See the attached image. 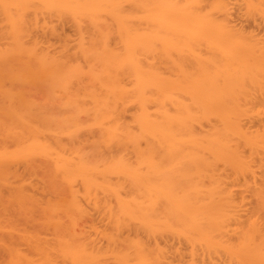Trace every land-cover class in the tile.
I'll return each mask as SVG.
<instances>
[{
  "label": "bare ground",
  "instance_id": "1",
  "mask_svg": "<svg viewBox=\"0 0 264 264\" xmlns=\"http://www.w3.org/2000/svg\"><path fill=\"white\" fill-rule=\"evenodd\" d=\"M206 1L0 0V11H2L0 14H3L5 20L1 19L4 22L6 21L4 25L7 26H3L7 28L6 31L4 28L1 31V33L6 32L4 36L2 35L3 37L1 36V39H4L3 41L7 43L0 44L5 45L0 46V187L10 185V181L13 179L11 177L14 176L13 167L15 163H22L32 175L43 173L45 183L57 193V199L50 202L46 208L41 209L39 206L42 204L29 195L27 186L21 183L11 187L10 194L7 197L0 194V209L4 208L3 210L6 211L5 207H7L8 210L5 215H14L16 219L17 217L24 218L25 215H31L29 218L26 217V219H31L33 218L31 211L39 207L44 212L42 214L54 220L55 215H58L59 217H57L60 220L68 217L71 225V229L66 234L58 236L60 239L57 241L56 238V242L53 240L54 244H51L49 243L50 240L47 241L26 232L25 234L24 232L16 233L15 237V232L12 231L14 226L9 224V222L12 223L11 216H5V218L8 217L5 220L7 225L10 226H6L4 222V226L0 224V240L8 244V241L14 239L23 242L25 247L27 246L26 250L23 249L24 251L18 249V247L13 251L14 264H59L61 261L58 259L61 260L62 257V264H66L63 261L66 256L69 262V257L72 259L73 262L71 263L73 264H89L90 261L100 258L104 253L102 251L107 250H102L103 248L97 250L98 246L93 244L94 241H90L83 233H79L75 227L82 217H85L83 201L80 199L76 185L82 184L85 197H89L96 188L103 187L101 182L102 187L100 186L96 174L93 173L96 172L94 171L96 162H92L76 149H72L69 154L62 139L64 136H69L73 140L83 129L90 128L92 130V127H95V130L98 131L99 143L94 146L96 152L106 150V148L102 150V147L115 148L112 146H117L119 147L118 150L126 152L128 147H131L138 155L165 153L168 154L167 156L170 154H182V156L183 154H192L193 157V154H202L201 157H203L204 154L207 162L208 156L205 154H209L217 161L216 164L222 162L221 164L224 166L229 165V168L235 169L233 171L240 174V178L246 180L244 187L246 192L258 201L252 210L253 212H250V214L252 213L250 216L246 215L247 217L243 219L244 216L240 215L241 212L239 213V204L234 199V193H231L233 192L232 189L229 190L231 187H226L227 183L221 186L220 180L214 177L216 179L215 185L220 186L219 188L216 186L217 189L213 185L215 179L211 177L214 179L211 180L212 187L216 189L217 193L222 194L223 197L221 198L224 199L221 200L217 196L218 201L211 195L215 202L214 200H211L213 202L206 200L207 203H204L206 201L203 200V202L201 199L199 201L198 197H196L198 200L196 201L194 199L195 194L192 196L194 200L191 197L187 198L188 194H192L186 192L187 195L183 198L168 201L171 206L168 211H171L169 213L171 218L170 215L169 218L175 220V222L184 223L187 230L184 233H189L190 236L195 235L196 240L209 253L213 251L212 249L217 250V252L225 250V252L221 251L218 256L220 258L223 252L222 258H225L224 256L227 254L226 258L229 257V261H227L228 258H225L226 263L230 262V258H237L239 260L237 262L240 264H264V41H260L254 35H246L244 31L233 26L234 23L229 19L230 0H220L216 4L214 2L210 7L208 6L209 8L205 6ZM246 1H248L250 7H256L254 8L255 11H252L254 13L256 9L258 10L257 7H259V10L261 7L264 8V0ZM249 6L247 5L248 8ZM41 11L47 12V14L44 12V15L52 13L51 16L59 17L60 20L62 18L63 21L67 18L75 20L77 22L76 27L80 29L81 35L86 31H84L85 25L83 27V24H86V27L88 24L87 28L92 34L91 37V34L89 35V40H91H88V43L82 40L80 42L79 40L83 38L84 34L82 38L79 37L80 44L77 48L78 53L73 54H76L75 56H65L64 53L61 54L62 57L51 55V53H48L49 51H46L48 48L41 46L42 49L40 47L39 40L34 37L36 41L31 42L32 39L30 38L31 34H34L32 29L35 26L38 27L37 24L42 22L41 19H38ZM217 13L222 14L220 18V15L216 16ZM64 15H66L65 20ZM261 15L264 14L261 13ZM112 24L116 26L115 28L121 34L123 48H125L122 49L120 43L119 48L122 51L113 48L111 45ZM89 32L86 31V34H89ZM78 33L80 32L78 31ZM28 39H30L29 42H27ZM86 40L87 38L84 41ZM178 43L180 44L178 45ZM181 43H186L187 46L208 44L209 46L213 45L212 47H218L223 51V55H218V58L223 56L222 61L219 63L211 60L212 65L209 66L210 68L202 63L204 67L201 68V65H199L201 70L198 69V73L195 70L197 74L194 75H189L191 73L189 70L190 73L187 74L188 68L182 66L185 67L183 70L187 68L186 71H182L179 75L176 70L179 76L176 75L177 79L173 78L163 69L166 66L165 64L168 63V57H171L169 52L175 50L172 48L173 50L169 51V49L174 45L180 46ZM194 46L193 48H195ZM182 49L183 52L188 48ZM191 50L195 52L196 48ZM175 51H177V48ZM182 56L184 58L183 53ZM194 56H196L195 61H198L196 59L199 55ZM200 57L199 59L202 61L204 57ZM187 59L189 58L187 57ZM169 62L171 63V59ZM206 64H208L207 60ZM126 75L132 77V79L128 78L133 80L131 88L127 84V86L124 85L127 79ZM40 88L52 93L56 98L60 97L61 100L63 98V102H61L62 112H60L58 118L49 117L50 114L48 115L38 108L31 98L33 93L31 91ZM185 95L189 97V101L183 99L186 98ZM132 104L136 106V113H134L133 121H131L135 124L136 131L130 127L131 125L123 123L122 120L125 110ZM171 106L174 109H171ZM85 116L88 118L86 119ZM204 123H210L211 127L207 131L200 132L196 128V124L202 126ZM49 134H53L52 136L55 134V136L49 138ZM182 156L180 155V157ZM186 157L183 159L186 160ZM186 161L189 162L190 160ZM193 161L196 162V165V159ZM193 161L190 163L194 164ZM211 161L210 158V163ZM149 162L151 161L149 160ZM120 163L123 165L122 162ZM215 163H211L214 167L211 164L209 166L211 170L214 168L211 172L216 170ZM152 165H154L152 168H155V164ZM190 169L194 168L191 166ZM199 172L197 173L199 174ZM213 174L215 173L213 172ZM239 176L237 175V177ZM132 179V183L137 187L143 184L135 174ZM169 182H166V184ZM178 182L180 184V181ZM216 182H219V184ZM107 184L109 183L104 185ZM182 185L184 187V183ZM148 186L154 189L152 185ZM202 187L205 186L202 185ZM225 187L227 192L230 191L228 196H224L226 193ZM197 188L199 187L197 186ZM104 189L106 190V188ZM109 189L107 188V190ZM167 191L168 189L165 190V192ZM226 197L231 198L225 200ZM117 198L119 199V197ZM205 198L207 199V195ZM118 201V218L117 213L113 212V214H116L115 219L118 220L116 222H119V225L121 224L119 228L128 223L126 218L131 219L128 221L138 220V218L142 222L146 221L147 223L143 224L145 228L146 225L150 224L148 222L158 223V225L154 224V228L159 226L158 219L154 218L159 214L158 211L155 216V210H158L155 207L159 206H157V202L150 200V202L148 201L150 204H148L147 200L143 202L137 198L128 201L119 199ZM10 209H12L11 212ZM12 211H15L16 214H12L14 213ZM19 214L23 216H18ZM61 215L65 217H61ZM238 218L240 221L242 218V221L239 222ZM18 220L21 221V219H17L16 222ZM60 220L58 221L60 222ZM138 222L140 223V220ZM171 222L174 221L171 220ZM236 223H240L239 226ZM141 225L142 223L140 227ZM231 225H234L233 228L236 226L238 228L236 227V230L229 229ZM116 227L118 228V226ZM127 227L125 228L127 229ZM5 228L10 230L5 231ZM154 228L152 225L147 227L149 232L151 230V235ZM157 228L154 230L161 229V227ZM133 229H131L132 232ZM147 229L143 232H147ZM115 230L117 232V229ZM231 230L235 231L231 232ZM229 232L233 235H229ZM135 233L137 235L138 230ZM154 233L153 236L155 237L158 232ZM146 234L148 235V233ZM188 236L186 239H188ZM125 239L128 240L129 238H125L124 235L123 241L127 244ZM189 239V244L190 242L192 244L193 239H191L192 241ZM120 242L117 244L121 245ZM141 242L143 243V241ZM150 242H145L146 244L144 243L143 246H147L148 243V246L149 244L150 246L147 247L150 249L153 246ZM153 243H156V241ZM196 243L198 245V242ZM109 246L112 247V243ZM118 248L120 250L125 249L121 246ZM118 248H113V251ZM196 248L198 250L192 248L191 252L196 250L197 253H194L198 256V251L202 249L199 246ZM146 249H143V251H146ZM156 249L158 250V248H155L153 252ZM141 250L140 248L137 253H141ZM207 250H204L206 252L205 256L202 254L206 261L207 258L209 259ZM204 251L203 253H205ZM160 252L162 253V250ZM144 254L147 253L144 252ZM163 254L165 255L164 252ZM215 254L216 252H211V257H215L218 263V258L216 259L218 256ZM150 255L149 257L144 255L147 264L152 259L148 263L146 257L150 260L154 256ZM105 256H110L108 251ZM139 256L137 255V257ZM133 257L136 258V256ZM162 257L164 260L165 257ZM109 258L111 259V257ZM119 258L116 261H119ZM212 258V262H209V264H216L214 258L213 260ZM142 259L139 261L143 262ZM107 260L109 259L107 258ZM133 260L130 259V261ZM163 260H160L159 263ZM224 260L222 264H224ZM235 260L233 259L234 264L236 263ZM192 261H195L196 264L198 262L193 259ZM108 262L110 261H107V264H109ZM144 262L141 264H144ZM230 263L232 264V262Z\"/></svg>",
  "mask_w": 264,
  "mask_h": 264
},
{
  "label": "rangeland",
  "instance_id": "2",
  "mask_svg": "<svg viewBox=\"0 0 264 264\" xmlns=\"http://www.w3.org/2000/svg\"><path fill=\"white\" fill-rule=\"evenodd\" d=\"M245 1L246 0H230L229 1L230 2L229 3V6H230L229 19H230L231 22L234 23V25L233 24L232 25L234 27H237L236 29H240V30L244 31L246 35L247 34L248 35H250V34L254 35L257 39H260V41L263 42L264 41V15H261V13L264 14L263 13L264 8L261 7L260 10H259V7H257L258 10L256 9V12L254 13L252 11L253 10L255 11L254 8H256V7H254V6L250 7L249 4L247 3L248 1H246V2ZM214 2L216 4V3L220 2V0H207L206 3H205V6L207 8H209L212 4H214ZM246 4L249 6V8L247 7ZM249 9H251V11H249ZM260 11H262V12H260ZM41 12H39V14L44 15L45 11H41ZM48 12H50V11H48ZM0 13H2V11H0ZM45 13L47 14V12H45ZM41 15H39L38 19H41L42 22L39 20L41 22V24H37L38 27L35 26L32 29V30H34V34H31L30 38L32 39L31 42L32 41H36V39L39 40L40 41L39 44H41L40 47L43 46L44 48H48L49 50L46 49V51H49L48 53H51V55H53V56H55V55L57 56L58 55L57 57H60V56L62 57L61 54L64 53L65 56L71 57L74 53H76V54L78 53L77 52V48H78L80 42L83 41V42L86 43L89 40V35L91 34V32H89V28H87L88 24H87V27H86V24H83V27L85 25L84 31L86 30V31L89 32V34L88 33L86 34V31L85 32L83 31L84 32L83 34L84 35L86 34L85 35L86 37L82 34L83 38L85 37L83 39L80 29L76 27V25H77L76 23L77 22L75 20L73 21V20H71V18L70 19L67 18L65 20L66 15H64V20L65 21H63L62 18L60 20L59 17L51 16L52 13H50V15L49 14L48 15H44V16H41ZM218 15H220L219 16V18H220L222 14L217 13L216 16H218ZM56 16H57V14H56ZM1 18H3L5 20L3 14H0V19ZM222 18H223V16H222ZM4 20H2V19L0 20V44L7 43V42L3 41L4 39H1V36L2 35L4 36V33H6L4 31L1 33L2 28H4L5 31L7 30V28H5L7 26L4 25V23L6 21L4 22ZM85 23H87V22H85ZM3 26H5V27H3ZM115 27L116 26H114V24H112V29H113L112 31L113 32H111L112 35L110 36L111 37V45H112L113 48H116V49L118 48L119 50L122 51V49H125V48H123L124 44H122L123 43L122 42V37H121V34L119 33V31ZM78 31L80 33H78ZM91 36H92V34L90 35V37ZM79 37H81L82 39L79 40ZM86 38H87V40L84 41ZM120 40H121V42H120ZM29 41H30V39H28L27 42H29ZM120 43L122 45V47H121L122 49L119 48L121 46ZM179 44L180 43H178V45ZM178 45H176V46L174 45L175 47L172 46L169 49V51H170V50H173L172 48H174L175 50L177 48V51L173 50V51L169 52V53H171V55L169 54V56H171V57H168V63H170L169 62L170 59H171V63L170 64L167 63L169 66L167 67V64H165L166 66L163 64L165 66L163 71L165 70V72L170 74V76H172L173 78L175 77L176 79L182 73V71L185 72L187 68H188L187 71L189 70L191 73L189 71L188 72L186 71V73L187 74L190 73L189 75H192V74L194 75L196 72L198 73L199 70H201L202 67H204V66H202V63H203V65L205 64L206 67H209V66L212 65V63L210 62L211 60L220 63L222 61V58H223V56L218 58V55L219 56L223 55V51L220 50L218 47L217 48L215 46L212 47L213 45L209 46L208 44H206V45L203 44V45H201L202 48H201L200 45H198L199 47L196 46V45L195 46L194 45H192V46L188 45L189 46L188 47L186 43H181V45L183 47L181 45L180 46H178ZM204 45H205V47H204ZM0 46L3 47L5 45L3 44V45H0ZM193 46L196 48V50H195V48H193ZM180 47H181V49L182 48H185V49L188 48V49L184 50L182 52L183 49L182 50L180 49L181 50L180 51L179 50ZM189 48H190V50L193 49V50H195V52L196 51L197 52L195 53L192 50L190 52ZM212 48H213V50H212ZM198 49H201V50H198ZM214 49L215 50L218 49V50L215 51ZM182 53L184 54V58L182 56ZM199 53L202 55L201 57H200ZM197 54L199 56L197 57L196 60H198V61L200 60L199 62L195 61V59H194V58H196V56H194V55H197ZM75 55H73V56H75ZM192 56H194V57H192ZM215 56H217V57H215ZM187 57L189 59H187ZM199 57L200 58L204 57V58L201 61V59H199ZM212 57H214V58H212ZM210 58H212V59H210ZM204 60H205V62H204ZM206 60H207L208 64H210V65L206 64ZM184 62L186 64L182 65V63H184ZM196 62H197V64H196ZM163 65H162V67H163ZM177 65H178V67H177ZM199 65H201V68H200ZM182 66H185L187 68L183 70V68H185V67H182ZM176 70L179 72L178 73L179 75H177V71ZM195 70H196V72H195ZM176 75H177V77H176ZM126 78H124V79H126V83L124 82V85L127 84L128 87L131 88L133 80H129L128 78H130V77H127V75H126ZM130 79H132V77ZM31 93H32V95H31L32 97L31 98L35 101L36 106L38 108H40L43 111H45L48 115L50 114L49 117H52L53 119H54V117H57V118L59 117V115L61 114L60 112H62L61 111L62 110L61 102H63V98H62V100L59 99L60 97L56 98L55 95H53L52 93L48 92L47 90H45L43 88L33 89L31 91ZM184 97H186V98H183V97L182 98L186 99L185 101H187V99L189 98L186 95ZM188 101H189V99H188ZM135 108H136V106H133V104L129 108H127L128 111H127V109L125 110V112L123 114L124 118L122 117V120H123V123H126V125H129V126L131 125L130 127H132V129L134 128V130L136 131L135 124H133V122H131V121H133L132 117L134 116V113H136V109ZM171 109H174V108L171 106ZM83 118H84V116H83ZM85 118L87 119L88 117L85 116ZM197 125L198 124H196V128H198V130L200 132L201 131H207L211 127L210 123H204L202 126H200V124L198 126ZM95 129H96L95 127H92V130L90 128H87V129L85 128L73 140L71 138H69V136L68 137L64 136L62 139H63L64 144L66 145L67 152L69 154L72 151V149H76V150L81 151L84 154V156L86 158H88L89 160H91L92 162H94V163L96 162V166H94L95 167L94 171H96V172H93V173L96 174V177L98 179L99 184L101 182V184L103 185V187H102L101 184H100V186L102 188H100V187L98 189L96 188L94 191H92V194L89 197H87V196L85 197V195H84L85 191H84V188H83L82 184H77L76 185V188L79 191L80 199H81V201H83L82 203H83V207L85 209V217H82V219L75 226L76 230L79 233H83L84 236L87 237L90 241H92V242L94 241L95 243L93 242V244L95 246H98L96 248L97 250H99L98 248H100V250L102 248H103L102 250L107 249L105 251H102V252H104L102 254L103 257L101 255L100 258L98 257L96 259L97 262L98 261L102 262V263L98 262V264H103V263L107 264V261H110V262H108L110 264L112 260H113V262L111 264H113V263L115 264L117 262L118 263L121 262L120 264H124V263L127 264L128 262H129L128 264H130V263L131 264H141L145 260V256L144 255L149 257L150 254L154 255L156 253V251H157L159 257H158V255H156L157 253L152 258H150V260L148 259V257H146L148 263L152 259V261L149 264H152V263H156V264H189V263L192 264L193 263V264H196V262L195 261L193 262L192 259L198 261L197 264H206V263L209 264V262H212L211 261V258H212L211 257V252H213V253L216 252L215 255H217V256L220 255L221 251L225 252V250H221L222 248H219L221 250L220 252L218 251L219 254H218L217 250L214 251V249H212L213 251L210 250L211 252L209 253L208 250L205 249L199 243L198 240H196L197 238H196L195 235L190 236L189 233H184V232H187L186 226L184 225V223L181 224L180 222L178 223L177 221L175 222V220L170 219L171 215L169 213H171V211L170 212H168V211L171 209V206L169 205L170 202H168V201L179 200L180 198H183L184 196H186L187 193H191L192 194V195L188 194L187 198L191 197L192 200L195 199L196 201H198L197 198H196V197H198L199 201H201V200L202 201L203 200L204 201H206V200L207 201L214 200V202H215V199L216 200L218 199L217 196H219V199L222 200V199H224V198H221V197H223V195L222 194L220 195L219 193H217L216 189L212 187L213 185H215L216 179L217 180L219 179L220 180L219 182H221V184H220L221 186L227 183L228 185L226 184V187L227 186L231 187L230 189L228 187V189L229 190L232 189L233 192H231V193H234L233 194V196L235 197L234 199L239 204V208H240L239 209L240 210L239 213L241 212L240 215L244 216L243 217V219H244L245 217L250 216L252 214V213L250 214V212L256 206V204H257L256 202H258V201H256L257 199L255 197H252L250 193L246 192V188H244L246 180H244V178H240V176H239L240 174H238L235 171H233L235 169H233L232 167L229 168L230 167L229 165H227V167L224 166L223 164H221L222 162L221 163L219 162V163L216 164L215 162H217V161H215V159L209 154H205L206 156H208V158H207L208 162H207L206 157L204 156V154H203V157H201L202 154H193V157L191 156L192 154L191 155L190 154H183V156H182V154H176V155L175 154H170L171 156L170 155L167 156L168 154H165V153L164 154L163 153L162 154L158 153V155L157 154H154V155H141L140 154V155H138V154H135L134 150L131 149V147H128V149H127L128 151L126 150V152L118 150L119 147H117V146H112V147H115V148H111V147H104L103 148L102 147V150L105 149V148H106V150L97 151L96 152L94 150V146L96 144H98L99 141H98V138H97L98 137V131H96ZM52 135L53 134H49V136L48 135L47 136L49 138H52V137L55 136V134H54V136H52ZM180 155L182 157H180ZM185 155L186 156H191V157L187 158ZM199 155H200V157H199ZM73 156H75V154H73ZM185 157H186V160H190V161L188 162V161L184 160ZM209 157L212 160L211 163L212 164L215 163V165H216L215 166L216 170L213 171L215 174H213V172H211L214 168H212V170H211V168L209 167V166L212 165L210 163V158ZM120 159H121V161H120ZM123 159H125V160H123ZM192 159L193 160L196 159V161H197L196 165H195L196 162H194ZM149 160L151 162L152 161L153 162L151 163V162H149ZM192 161H193L194 164L190 163ZM120 162H122L123 165H121ZM200 162H201V164H199V165H202V166L198 165V163H200ZM152 164H155V168H152V167H154V165H152ZM125 165L127 166L126 168H125ZM204 165H208V166H204ZM191 166L194 169L191 170L190 169ZM201 167H203V168H201ZM212 167H214V165H212ZM119 169H122V170H119ZM117 170H119V171H117ZM13 171H14V176L11 177V179L12 178L13 179L10 181V185H8V186L2 185L0 187V194L1 195L7 197L10 194V188L11 187H15V186H17V185H19L21 183H24L27 186L29 195L33 196L35 200L39 201L42 204L41 206H39V207H41V209L42 208H46L50 202H53V201H55L57 199V193H55L50 188V186H48L45 183V181H44V176L45 175L43 173H38V174L32 175L31 173H29L26 170L24 164H22V163H18V164L15 163V165L13 167ZM184 171H186V173H184ZM202 171H204V172H202ZM133 172H136V173H133ZM197 172H199V174ZM134 174L137 177V179H139L141 182H143V184L141 186L137 187L136 185H134L132 183L133 182L132 178H133ZM137 174H138V176H137ZM200 174H201V176H200ZM202 174H203V176H202ZM236 174L239 177H237ZM211 177L212 178L215 177L216 179L214 178L215 179L214 180ZM241 177H242V175H241ZM143 178H145V179L143 180ZM259 179H261V177H259ZM211 180H214L213 181V183H214L213 185H211L212 184ZM178 181H180L181 185L179 184ZM260 181H262V180H260ZM166 182H169L170 185H169V183L166 184ZM219 182H216V183L219 184ZM105 183H109L110 185L109 184L104 185ZM164 183H165V185H164ZM175 183H177V184H175ZM183 183H184V187L182 185ZM148 185H152L154 187V189L151 188ZM202 185H204L205 187H202ZM104 186H107V187H104ZM165 186H166V189H168V191H167L168 193L165 192V190H166ZM167 186L170 188L171 192L169 191V188ZM197 186L200 188V190H199V188H197ZM216 186L217 185H215V187ZM148 187H150V188H148ZM217 187L219 188L220 186H217ZM226 187H225V189H226ZM104 188H106V190ZM107 188L108 189L111 188V189L107 190ZM185 188H186V190H185ZM161 189L162 190L164 189V190L162 191ZM208 189H210V190H208ZM173 190H176V191L174 192ZM152 191H154V192H152ZM196 191H197V193H196ZM212 192H214V193L212 194ZM208 193H209V195H208ZM215 193L217 194L216 196H215ZM228 193H230V191L227 192V189H226V193H225L224 196H226V195L228 196L229 195ZM193 194H195V196ZM196 194H198V195H196ZM206 195H207V199L205 198ZM211 195H213L215 199L213 198V196L211 197ZM192 196H194V199H193ZM208 196H210L211 198L208 197ZM117 197H119V199H124V200H127V201L128 200H132L133 198H135V199L137 198V199H139L140 201H143V202H145L147 200L146 202L148 204H150L149 203L150 200L157 202L156 204H157V206L158 205L159 206L155 207V208L158 209V210H155L156 211L155 212V216L158 213V211H159V214L156 217H154V218L156 220L158 219L157 221L159 222V226H156V227H158V228L161 227V229H159L158 231L157 230L155 231L154 229L156 227L154 228V224L158 225V223L154 222V224H153L151 222H148V223H150L149 225H152L153 228H154L153 231H152V235H151V233H150L151 230L149 232V230L147 229V227H149V225H146V228L143 227L144 226L143 224L147 223L144 219H142V220H144L145 222H142L141 219L138 218V220H140V223L138 222L137 219H136L137 221L135 219H132L133 224L136 223L137 225H139V226H137L136 224L133 225L132 221H128V220H131L130 218L129 219L126 218L128 223L124 224V226L122 225V227H121L122 228V232H121V228H119V226H121V224L119 225V222L118 223L116 222V220L118 218V213H119L117 211V210H119V206H118L119 205V201H118L119 199ZM87 198H89V199H87ZM230 198L226 197L225 200L226 199L228 200ZM219 199H218V201H219ZM89 201H91V202H89ZM116 201H117V205H116ZM207 201L204 202V203H207ZM211 202H213V201H211ZM229 202H231V201H229ZM236 202H234V203L237 204ZM9 203H11V202L9 201ZM148 204H146V205H148ZM160 205L162 206V208H160L161 207ZM117 206H118V209H117ZM13 207H15V206H13ZM39 207L34 208L31 211V214L33 215V218L28 219L29 217H31V215H29V216L25 215L26 217H28L27 219H26V217H24V218L23 217H20V218L17 217V219H21V221L18 220L17 222H16L17 219L15 218L16 216L11 215V214L5 215L6 211L8 210L7 207H5L6 211L3 210L4 208L3 209L1 208L0 209V224H2V226H4V224H5L8 227L10 225H13L14 229H17V230L12 229L13 233L15 232V234H14L15 237H16V233L19 234V232H24V234H25V232H26V233H29L31 235L43 238V239H45L47 241L50 240L51 242H49V243L54 244L53 240H54V242H56L55 239L57 238L56 240L58 241L60 239V238H58V236H62L64 234H66V232L69 229H71L70 219H68V217H67L65 219L61 218V220H60V218H58L59 216L57 215L58 216L57 217L55 215L58 218V220H60V222H59L55 216L53 217V218H55V220H54V219L50 218L49 216H46L45 214H42L44 212H42V210ZM16 209H18V208H16ZM11 210L12 209H10V212H11ZM17 211L20 212L19 210H17ZM25 211H27V209H25ZM12 212H14L12 214H16L15 211H12ZM113 212L114 213L118 212L116 219H115L116 214H113ZM7 213H9V212H7ZM21 215L22 214H19L18 216H21ZM169 215H170V218H169ZM5 216H11L10 219H11V222L13 224L9 222L10 225H7V221L5 219L8 218V217L5 218ZM61 217H65V216L61 215ZM22 219H24V220H22ZM153 219H152V222L155 220V219L154 220ZM171 220L174 221V222H171ZM236 221H238V220H236ZM241 221H242V218H241ZM241 221L239 219V222H241ZM3 222H4V224H3ZM57 222H59V223H57ZM141 223H142V225L140 227ZM177 223H178V225H177ZM131 224H132V226H131ZM175 224H176V226H175ZM236 224H238V226H239L240 223H236ZM182 225H184V226H182ZM116 226H118V228ZM126 226H128L127 229L125 228ZM129 226L131 227V229L134 228L133 232H132V230L130 229ZM232 226H234V225H231L230 226L231 228H229V229H235L236 230V227L238 228V226H236L234 228ZM10 228H13V227H10ZM144 228L147 229L148 231L147 232H145V231L143 232V230H145ZM114 229H117V232H116V230L114 231ZM119 229H120V231H119ZM9 230L10 229L5 228V231H9ZM137 230H138V233L136 235L135 232H137ZM235 230H231V232L235 231ZM118 231H119V233H118ZM139 231H140V235H139ZM154 232L155 233L158 232L155 235V237L153 236ZM120 233H121V235L124 234L125 238H127V237L129 238L128 240L125 239V241L127 240V244L123 241L124 235H122L123 238H121L122 236L120 235ZM146 233H148V235ZM115 234H116V236H115ZM231 234L229 232V235H231ZM117 235H118V237H117ZM187 235H189L191 237V239H193L192 244H194V245H192L191 242H190V244H191V246H190L189 241H188V239L190 237L188 236V239H186ZM111 236H114V237H111ZM137 236H138V238L140 236V238L142 240L140 238L139 239L136 238ZM152 237H154V238H152ZM155 238H157V239H155ZM112 239H113V241H112ZM136 239H138V240H136ZM149 239H151V240H149ZM191 239H189V240H191ZM139 240L143 241V243L141 241H139ZM109 241L112 243V245H113L112 247L113 248H118L119 246H121V247H125V249L123 248L124 250L123 249L120 250V248H118L117 250L115 249V251H113L114 249L112 247H110L111 245L109 246V244H111ZM118 241L119 242L122 241L125 244L120 242L121 245H118L117 244V243H119ZM132 241H135V242L133 243ZM149 241H151L150 243H151V245H153V246H151L152 249L154 248L153 250L151 249V247H150V249L148 248L150 246V244L148 246ZM155 241H156V243H153ZM194 241L198 242V245H197L196 242L194 243ZM145 242H148L147 243L148 247L146 245L143 246V244ZM99 243H100V245H99ZM139 243H140L141 246L138 245ZM122 244H123V246H122ZM199 244L201 245V248H200ZM19 246H21V247H19ZM100 246H104V247H100ZM135 246H136V248H135ZM197 246H199L200 249H202V247H203L202 250L198 251L199 252L198 256H196L197 254L195 255V253H197L196 250H198L196 248ZM17 247H18V249H20L22 251H24L23 249H25V250L27 249V246L25 247L23 242H19V241H16V240L13 239V241H8V244H7L6 242H3V241L0 240V264H14L13 251H15L17 249ZM126 247H127V249H126ZM143 247L147 248L146 251H143V249L145 250V248H143ZM10 248H11V250H10ZM110 248L113 251V252L111 251L112 253L110 252V250H111ZM140 248L142 249L141 253H137V251L138 252L140 251ZM155 248H158V250L156 249V251L153 252L155 250ZM192 248L196 249L194 251L195 253L191 252ZM119 250H120L121 253L123 251V253L121 254L120 252H118ZM147 250H148V252H147ZM161 250H162V253L160 252ZM204 250H207V252L209 253V254L207 253L208 254L207 256L209 257V259L206 257L207 261H206L205 257H203V256L206 255V252ZM107 251H108V255H110V256H105V255H107ZM203 251L205 253H203ZM127 252H128V254H126ZM135 252H136V254H135ZM144 252L147 253V254H144ZM149 252H151V253L149 254ZM163 252L165 253V255L163 254ZM223 252H222V256H223ZM129 253H131L132 255L129 254ZM120 254H121V256H119ZM160 254L165 257L164 260L162 259L163 257ZM191 254L194 255V256H192ZM202 254H203V256H202ZM137 255L138 256L140 255V256L137 257ZM142 255H143V257H141ZM152 255H150V256H152ZM133 256H136V258L138 260L135 257H133ZM222 256L220 258H219V256L216 257V259L218 258V261H219L218 263L216 262L217 260H215V257H213L214 258V262H216V264H219V263L222 264L223 260L227 256V254H226V256H224L225 258H222ZM109 257H111V259ZM118 257H120L119 261L118 260L116 261V259H118ZM66 258H68V257L66 256ZM107 258L109 260H107ZM112 258H115V259H112ZM133 258H134V260H133ZM142 258H144V259H142ZM213 258H212V260H213ZM227 258H226L227 261H229V257H227ZM62 259H63V257L61 258V260L58 259L59 261H61V262L58 261L59 264L60 263L62 264ZM65 259L63 261L66 262V264H69V263L73 264V263H71L73 261H71L72 259L70 257H69L70 262H69L68 259H66V260ZM130 259H132L133 261H130ZM141 259L143 260V262L139 261ZM154 259L157 260V261H155ZM220 259H222V260H220ZM226 259L224 260L225 261L224 264L226 263ZM231 259L232 258H230V262H232V264H234L233 263V259L234 260L236 259L235 260L236 261L235 264H237L239 262V260L237 258H233L232 261H231ZM96 260H93L95 262L90 261L89 264L90 263L91 264L92 263L93 264L94 263L97 264ZM160 260H163V261H161V263H159ZM203 260H205V261H203ZM237 260H238V262H237ZM204 262H206V263H204ZM230 262H227V263L229 264ZM144 264H147L146 260H145ZM210 264H214V263H210ZM238 264H240V263H238Z\"/></svg>",
  "mask_w": 264,
  "mask_h": 264
}]
</instances>
